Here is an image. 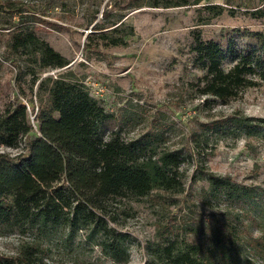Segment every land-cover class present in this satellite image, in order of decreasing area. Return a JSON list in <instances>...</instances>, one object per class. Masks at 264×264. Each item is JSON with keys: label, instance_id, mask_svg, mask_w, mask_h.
I'll return each mask as SVG.
<instances>
[{"label": "rangeland", "instance_id": "1", "mask_svg": "<svg viewBox=\"0 0 264 264\" xmlns=\"http://www.w3.org/2000/svg\"><path fill=\"white\" fill-rule=\"evenodd\" d=\"M134 1L141 5L131 6ZM117 20L126 44L98 36ZM23 24L69 60L68 67L47 68L42 76L71 70L116 117L122 136L159 133L158 148L186 155L182 192L155 190L107 206L117 219L110 224L125 234L127 264H171L152 255L158 235L196 237L183 226L203 222L206 229L212 213L224 217L237 210L212 193L198 169L264 186V80L248 70L250 61L264 55V0H0V113L16 97L29 113L39 104L27 76L18 86L23 62L3 56L7 27ZM98 24L104 28L94 29ZM130 25L133 34L125 35ZM234 115L251 117L252 132L202 125ZM24 140L18 147L0 143V152H24ZM209 198L211 208L205 206ZM85 235L83 226L60 225L33 237L0 222V255L15 254L20 242L33 237L38 264H115Z\"/></svg>", "mask_w": 264, "mask_h": 264}, {"label": "trees", "instance_id": "2", "mask_svg": "<svg viewBox=\"0 0 264 264\" xmlns=\"http://www.w3.org/2000/svg\"><path fill=\"white\" fill-rule=\"evenodd\" d=\"M179 4L183 3L172 5ZM140 5L134 1L131 6ZM121 25L117 20L98 36L109 44H126ZM7 28L3 56L23 62L15 76L18 86L27 76L39 104L29 113L16 97L0 113V143L18 147L25 137L24 152H0V222L33 237L60 225L83 226L85 238L96 240L103 255L115 264H127L125 234L110 224L117 219L107 206L155 190L182 192L181 164L186 155L180 149L158 148L159 133L122 136L116 117L71 70L42 76L47 68L68 67L64 55L40 38L32 25ZM126 34H133L131 25ZM248 70L264 80V55L250 61ZM210 92L221 95L215 89ZM29 114L34 115V124ZM250 120L234 115L202 125L221 132L240 128L249 134L255 126ZM192 140L196 146L201 142L198 133ZM198 172L212 193L223 195L237 210L224 217L212 213L206 229L202 220L185 224L183 230L196 237L161 233L152 255L171 264H264V186L238 183L204 168ZM205 206L212 207L210 198ZM165 232L170 233L167 228ZM33 237L20 242L15 254L0 255V264H38L39 245Z\"/></svg>", "mask_w": 264, "mask_h": 264}]
</instances>
